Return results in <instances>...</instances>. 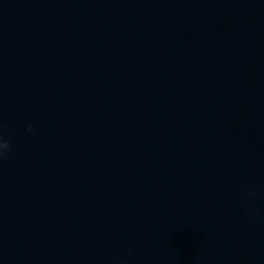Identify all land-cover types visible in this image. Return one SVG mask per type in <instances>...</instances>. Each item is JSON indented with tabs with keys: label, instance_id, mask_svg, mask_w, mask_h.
I'll return each instance as SVG.
<instances>
[{
	"label": "water",
	"instance_id": "1",
	"mask_svg": "<svg viewBox=\"0 0 264 264\" xmlns=\"http://www.w3.org/2000/svg\"><path fill=\"white\" fill-rule=\"evenodd\" d=\"M0 136V264H264V0H0Z\"/></svg>",
	"mask_w": 264,
	"mask_h": 264
},
{
	"label": "clouds",
	"instance_id": "2",
	"mask_svg": "<svg viewBox=\"0 0 264 264\" xmlns=\"http://www.w3.org/2000/svg\"><path fill=\"white\" fill-rule=\"evenodd\" d=\"M26 131H29V132L32 131V126L30 124L26 127ZM9 147L10 146H9L8 142L6 140H4L2 138V136H0V157H3V154L5 152H7Z\"/></svg>",
	"mask_w": 264,
	"mask_h": 264
}]
</instances>
